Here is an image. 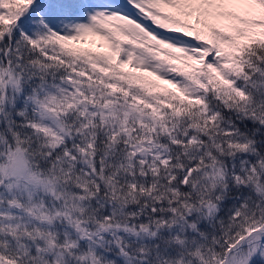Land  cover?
I'll list each match as a JSON object with an SVG mask.
<instances>
[{"label":"snow or ice","instance_id":"1","mask_svg":"<svg viewBox=\"0 0 264 264\" xmlns=\"http://www.w3.org/2000/svg\"><path fill=\"white\" fill-rule=\"evenodd\" d=\"M0 264H264V0H0Z\"/></svg>","mask_w":264,"mask_h":264}]
</instances>
